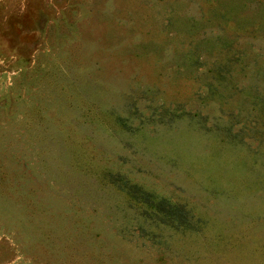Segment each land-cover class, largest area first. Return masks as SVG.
I'll return each instance as SVG.
<instances>
[{"label":"rangeland","instance_id":"374dc122","mask_svg":"<svg viewBox=\"0 0 264 264\" xmlns=\"http://www.w3.org/2000/svg\"><path fill=\"white\" fill-rule=\"evenodd\" d=\"M0 264H264V0H0Z\"/></svg>","mask_w":264,"mask_h":264}]
</instances>
